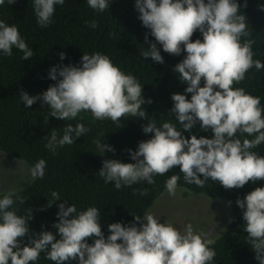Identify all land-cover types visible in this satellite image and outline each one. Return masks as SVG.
Wrapping results in <instances>:
<instances>
[{
  "label": "clouds",
  "instance_id": "obj_1",
  "mask_svg": "<svg viewBox=\"0 0 264 264\" xmlns=\"http://www.w3.org/2000/svg\"><path fill=\"white\" fill-rule=\"evenodd\" d=\"M16 2L7 0L9 5ZM110 2L87 0V5L102 13L108 10ZM64 3L65 0H33L38 25L41 28L51 25L55 6ZM4 4L5 0H0V5ZM134 6L142 26L155 39L146 51H141L142 57L163 64L157 44L170 55L186 53L173 72L187 85L185 92L191 98L173 93L169 113L174 114L184 132H191L199 124L200 131L212 132V138H198L195 134L186 138L172 122L158 126L155 119L149 120L143 105L151 104L152 100L144 99L143 86L135 76L125 74L100 52L84 53L80 66L52 67L49 78L56 83L35 96L21 91V102L31 108L42 101L49 106L50 116L61 121L73 120L81 112L117 125L125 116L147 120L142 131L152 133V137L139 142L135 151L127 149L135 163L104 159L98 171L104 182L113 183L117 190L145 181L153 185L155 176H163L176 167L186 183L201 188L208 180L218 182L226 190L264 180V156L253 151L264 144V107L260 97L235 87L253 67L264 69V63L253 58L255 41L249 38L242 42L251 32L246 15L240 14L241 5L237 0H135ZM260 10L264 11V5ZM97 26L95 20L89 23L92 29ZM197 31L202 34V40L193 41ZM145 41L148 42L147 33ZM13 47L23 53V60H29L34 54L17 26L0 20V52L11 57ZM59 56L65 59V53ZM89 131L83 123L68 124L62 137L52 129L44 137L45 148L55 154L58 148L73 145ZM93 143L100 156L115 152L111 145L99 139ZM46 163L40 159L28 169L33 180L44 177ZM179 180V175H171L165 181L170 196L176 195ZM133 191L148 195L147 188ZM51 197L47 207L61 200L57 191ZM17 200L25 203L15 190L0 198V264H34L42 252L54 264L70 261L77 264H212L216 256L210 247L216 241L196 233L191 223L180 231L171 223H161L151 212L143 217L131 214L139 226L111 223L110 234L105 238L99 208L90 206L78 212L74 204L66 206V200L58 205V220L53 224L56 234L42 231L30 235L28 221L33 218L32 209H27L24 216L18 215L13 209ZM236 205L243 210L246 242L258 264H264V187H256L243 199L237 198ZM26 236L28 243L24 244ZM90 238H95L92 244L87 243Z\"/></svg>",
  "mask_w": 264,
  "mask_h": 264
},
{
  "label": "trees",
  "instance_id": "obj_2",
  "mask_svg": "<svg viewBox=\"0 0 264 264\" xmlns=\"http://www.w3.org/2000/svg\"><path fill=\"white\" fill-rule=\"evenodd\" d=\"M237 2L241 5L240 14L247 17L248 30L251 32V36L242 38V42L244 39H253V58L264 63V11L260 10L264 0ZM245 2L247 7H244ZM134 5L135 0H111L108 10L101 13L88 7L87 0H65L64 5L55 6L53 23L45 28H41L37 23L33 0H17L13 5H9L5 0V4L0 5V20L17 26L21 37L34 53L29 60H23V53L15 47L11 57L0 52V153L10 159L24 162L29 168L40 159L47 162L42 179H31L24 188L16 191L18 196L24 198L25 203L20 204L17 200L13 209L21 216L27 214V209H32L33 218L28 224L30 235H34L42 231L56 234L53 224L58 220V205L65 200L66 206L74 204L78 212L90 206L97 207L101 210L100 225L107 238L110 234L109 224L120 222L129 226L137 223L133 215L143 217L149 212L166 191L165 181L171 175H179L178 188L184 189L186 194L222 199L232 212L231 222L221 235L214 238L216 243L210 245L216 251L212 264H258L255 253L246 242L243 210L236 205V200L243 199L256 187H264V180L255 184L249 182L243 188L232 190H226L218 182L208 180L201 188L186 183L183 174L176 167L163 176H155L156 183L153 185H148L145 181L117 190L113 183L106 184L98 175V171L104 159L135 163L127 149L135 151L139 142L152 137V133L145 134L142 131V126L147 124V120L125 116L117 125L108 119L95 120L89 112H81L73 120L61 121L50 116L49 106L44 105L42 101L26 108L20 100L21 91L35 96L56 83L49 78V70L52 67L80 66L84 53L100 52L107 55L125 74L135 76L143 86L144 99L152 100L151 104L143 105L149 120L155 119L158 126L163 122H172L180 130L181 125L175 120L174 114L169 112L173 107V93L185 94L188 99L191 98V94L185 92L187 85L181 83L178 74L173 72L175 65L186 53L182 52L179 56L170 55L157 44L164 58L163 64L155 63L150 57H142L141 51H146L150 43H155V39L150 35V30L142 26ZM93 20L98 25L95 29L89 27ZM146 33L148 42L145 41ZM196 39L202 40L199 31L192 37L193 41ZM61 52L65 53L63 60L59 56ZM235 87H242L247 93L260 97L261 107H264V69L256 70L253 67L246 73L245 79ZM77 123H83L90 131L77 138L73 145L58 148L55 154L45 148L47 140L44 137L50 135L52 129L62 137L63 129L68 124L75 126ZM181 131L186 138L193 134L198 138H212L213 135L210 130L200 131L199 124L191 132H184L182 129ZM96 139L111 145L115 152H106L104 156H100L93 143ZM253 151L264 156V144ZM144 188L148 189L147 196H141L139 191L134 194V189ZM53 191L60 194L61 200L47 207ZM6 193L8 192L0 193V198ZM229 201L232 202L231 206L228 205ZM94 239H88L87 243L92 244ZM23 243H28L27 236ZM45 257L46 253L42 252L40 259L34 264H54ZM69 264L77 262L70 261Z\"/></svg>",
  "mask_w": 264,
  "mask_h": 264
},
{
  "label": "rangeland",
  "instance_id": "obj_3",
  "mask_svg": "<svg viewBox=\"0 0 264 264\" xmlns=\"http://www.w3.org/2000/svg\"><path fill=\"white\" fill-rule=\"evenodd\" d=\"M28 169L24 162L0 153V193L24 188L32 179ZM149 212L160 218L161 223H171L180 231L191 223L196 233L209 239L221 235L233 216L224 200L186 194L180 188L175 196L165 191Z\"/></svg>",
  "mask_w": 264,
  "mask_h": 264
}]
</instances>
